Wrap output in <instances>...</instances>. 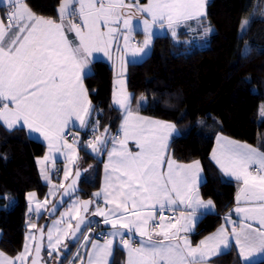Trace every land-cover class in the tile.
Here are the masks:
<instances>
[{
	"label": "snow or ice",
	"instance_id": "snow-or-ice-1",
	"mask_svg": "<svg viewBox=\"0 0 264 264\" xmlns=\"http://www.w3.org/2000/svg\"><path fill=\"white\" fill-rule=\"evenodd\" d=\"M73 3L79 5L78 9L69 8ZM7 5L6 16L0 17V120L8 127L22 122L29 129L42 133L50 147H54L57 143H63V131L70 119L75 117L82 126L85 124L81 113L87 114L89 102L81 81L82 64L93 50H107L115 31L110 25L123 23L125 29L128 28L129 21L122 19L126 5L124 0H64L59 10V22L36 16L28 9L25 0H7ZM136 7L147 14L152 23L159 22L161 26L166 23L172 27L191 19L198 4L197 0H148L147 5L139 6L137 3ZM66 15H79L81 23L65 24ZM5 19L7 25L4 24ZM144 26L147 31L148 19L144 20ZM66 32H74L75 41H69ZM148 43L146 39L144 48ZM144 48L137 51L143 52ZM116 103L125 109L123 139L110 138L113 144L112 150L108 152L111 171L106 164V185L101 192L93 194L105 207H113L106 213L97 203L91 215L104 217L102 222L112 228L120 224L128 232L135 230L147 239H141L140 246L134 248L124 239L125 233L117 229L109 233L104 244L91 243L93 252L88 255V264H109L111 246L117 236L128 249L127 264H203L210 246L228 247L230 238L227 229H220L193 247L186 236L179 235L181 231H186L184 225L177 227L178 221H166L163 215L166 209L171 211L173 206L179 205L195 211L186 193L193 186L195 177L192 172L199 167V162L177 165L173 161H166L164 142L173 126L133 117L126 98L118 99ZM129 139L135 141V152L127 147ZM98 144L104 147L106 142L97 138L95 142L89 141L87 146L99 153ZM117 144L119 147H116ZM67 147L75 152L72 145ZM213 159L226 173L242 180L246 204L250 201L259 202L257 206L237 207L235 210L237 214H243L240 230L237 231L236 226L231 229L241 255L256 250L264 252V153L246 145L229 143L223 149L222 157L217 158L213 154ZM253 165H256L255 169L249 171ZM79 174L77 172V176ZM67 176L68 172L65 171V179ZM109 180L110 183L107 182ZM72 183L75 185V180ZM34 195L30 193L29 197ZM65 195L70 193L66 191ZM237 200H240L239 196ZM91 203L84 201L70 206L77 217L74 229L69 223L63 235L57 230L55 238L53 230L56 224L63 221H57L49 229L47 240L51 249L55 250L69 230L73 239H76V233L83 235L81 225L88 228L91 221L85 223L87 218L80 217L79 210L82 208L87 213ZM196 207L209 208L212 202L200 201ZM129 214L133 217L131 221H127ZM68 216L71 220V211ZM246 220L258 221L259 226L244 223ZM149 222H152L153 231L158 229L157 235L163 239L152 238L148 231ZM40 235L43 239L42 230ZM84 239L87 245L89 238L85 236ZM35 251L38 257L40 248L37 247ZM29 255L26 244L24 251L15 258H7L0 253V264H27ZM31 264H37V261L33 259Z\"/></svg>",
	"mask_w": 264,
	"mask_h": 264
},
{
	"label": "trees",
	"instance_id": "trees-1",
	"mask_svg": "<svg viewBox=\"0 0 264 264\" xmlns=\"http://www.w3.org/2000/svg\"><path fill=\"white\" fill-rule=\"evenodd\" d=\"M25 1L37 14L55 18L63 0ZM263 5L264 0H209L206 18L214 32L208 45L159 36L145 60L128 66V90L135 98L142 95L148 100L140 111L175 122L181 129L170 145L173 157L180 162L202 163L205 180L201 194L213 200L217 211L198 222L191 234L194 242L213 232L236 202L237 183L226 179L209 158L215 135L222 133L251 143L264 152L260 113L264 104ZM244 18H249V23L240 34ZM92 69L85 77L93 106L91 123L99 124V134L107 125L115 134L121 111L112 104V69L103 61L94 62ZM85 150L77 164L90 167L80 182L85 189L82 198L92 197L100 173V162ZM45 151V145L31 139L24 129L9 130L0 123V231L1 244L10 253L21 249L27 192L35 190L43 196L46 191L37 166V158ZM45 218L43 215L40 225ZM78 244L69 243L61 264L69 260ZM213 262L242 264L234 249ZM112 264H124L122 250L116 252ZM253 264H264V260Z\"/></svg>",
	"mask_w": 264,
	"mask_h": 264
},
{
	"label": "crops",
	"instance_id": "crops-1",
	"mask_svg": "<svg viewBox=\"0 0 264 264\" xmlns=\"http://www.w3.org/2000/svg\"><path fill=\"white\" fill-rule=\"evenodd\" d=\"M208 1L209 0H197V3L200 2L202 3L201 9L203 8V10H201V13H198L196 11L195 15L191 19L184 20L179 24H174L172 27H169L166 23L163 26H161L159 22L152 23L150 17L147 14L137 10L136 7L137 3L139 6H145L148 4V0H144V1L124 0L126 7L123 9L122 19H127L129 21V26L127 29H125L123 23H120L119 25L116 24L110 25L115 29V31L112 34V39L108 44L107 50L106 51L93 50L91 54H89L86 57V60L83 62L82 70H81V81L83 88L86 91L87 101L89 102V104L87 105L88 112L87 114L81 113L83 120L85 121V124L83 126L80 124L79 120H77L75 117L69 120L68 124L65 126L63 131V143H57L54 147H50L49 141L44 137L42 133L29 129L28 126L23 124L22 122L17 123L12 127H8V125L3 120H0V123L9 130L17 129V128L24 129L31 139L42 142L46 147V151L44 155L37 158V166L40 174V179L41 182L45 185L46 191L43 196H39V193L35 190H31L26 194L27 204H26L25 222L22 231L21 249L19 251L15 253H10L4 249L3 245L1 244L2 232L0 231V253H2L4 257L7 258L17 257L18 254L24 251L25 245L27 244L30 251V255L27 257V264H29V261L33 253L32 250H33L35 231L40 226L41 218L43 217V215L46 214L49 206L55 201V199L59 195L64 185L69 180L72 173L75 171L77 164L81 160V152L83 151V148L86 149V147H88L87 137H92V139L94 140L99 135L98 133L100 128L99 124L97 122L91 123L93 106L89 96V91L85 83V77L91 74L93 70L92 65L94 62L103 61L109 64L113 72L112 104L114 107L119 108V110L121 111V118H120L118 131L115 134H113L112 137H117L118 140L123 139L122 124L125 119V109L121 105H118L116 101L118 99L126 98L133 117H143L146 120L161 121L164 122L165 124H170L173 126L172 129L167 132V138L164 142L166 161L167 160L173 161L177 165H192L197 161L199 162V167L194 169L192 172V175L195 177L193 186H191V190L188 193H186V195L193 202L192 208H195V211H192L191 208H186L184 205L173 206L171 210L174 211L176 214V218L172 222L178 221L179 223L177 224V227H179L180 225H184L186 229V231H181L179 235L181 237L186 236L187 239L191 242V245L193 247H196L200 244V241L205 240L209 236H213L220 229L222 228L227 229L230 238L228 247L224 248L223 245L210 246L209 249L207 250V255L205 256L203 264H216L213 262V259L223 253L228 252L231 249H234L236 251L242 264H253L258 261L264 260V252H261L259 250L250 253L246 252L244 253V255H241L240 247L239 245L236 244L234 237H232L231 235V229L233 226L237 227V231L240 230L239 225L241 224L243 217L242 213L237 214V212L235 211L236 208L257 206L259 202L250 201L248 204H246L244 200L245 193L242 191V189L244 188L242 180H237L234 175L226 173L216 162V159H213V154H215L217 158H221L223 149H225L229 143L238 144L242 146L246 145L249 146L250 148L256 149L258 152H262V153L264 152L258 146L253 145L251 143L237 140L222 133H217L215 135L214 145L211 149L209 158L213 163V165L222 173V175L226 179L237 183L238 190L235 198L236 202L233 211L223 216L222 223L213 232L207 234L198 242H194L191 234L195 232L198 222L202 219L203 216L207 214H214L217 211L213 200L210 198H204L201 194V185L205 180V173L203 170L202 163L200 160H194L191 162H180L173 157L170 150V145L173 138L181 132V129L177 126L175 122L149 116L141 112L140 109L143 108L148 102L147 98L146 97L142 98L141 95L136 96L135 98L133 92L129 91L126 85L128 66L132 63H140L146 59V57L150 54L152 50L153 43L156 37L171 36L173 39L178 41L184 39L185 40L192 39L194 43L202 47L203 45L206 46L209 44V40L214 32V29L209 25L206 18ZM105 2H107V0H105ZM63 4H64V0L62 1L61 5L58 8V16L53 18V17H46L37 14L26 3L28 9H30L31 12L34 13L36 16L43 17L46 19H52L57 22L60 21L59 10L61 9V6ZM7 7H8L7 0H2V2H0V17L6 16ZM74 7H77L78 9L79 5L75 3L69 5L70 9H74ZM145 19L149 20V27L147 31H145V26H144ZM77 21L78 23H81V17L79 15H75V16L66 15L65 24L77 23ZM4 24L5 25L8 24L6 19L4 20ZM103 30L107 31V28H104ZM173 31L175 32V35H173ZM66 36L69 39V41H75L76 39L74 32H66ZM125 37L127 38V41H125ZM146 39L149 41V43L148 46L144 48V41ZM139 48H144L143 52H138L137 49ZM140 100H141V104L139 102ZM68 134L70 135L71 139L65 140L64 137ZM67 145H72V147L75 149V152H71L67 147ZM112 147L113 144L112 142H110L109 148L104 157V161L100 162V165L98 166L100 172L99 186L93 192V194L97 192H101L106 185L105 165L108 164L109 171H111V162L109 161L108 152L112 150ZM116 147H119V145L117 144ZM127 147L129 148V150L133 152L137 150L135 141L133 139H129L127 141ZM66 153L68 154L67 157L65 156ZM46 157L47 159H45ZM255 167L256 165H253L252 167L249 168V171H253ZM164 170L166 171V167ZM65 171L68 172L67 179H65ZM45 177H48V179H45ZM107 182L110 183V180ZM61 185H63V187H60ZM30 193H34L35 195L30 198L29 197ZM93 194H92L93 205L95 206L97 203L100 202L96 200ZM238 196L240 197L239 201L237 200ZM46 198H47V203H45ZM200 201H203L204 203L211 201L212 207L209 208L196 207V203ZM100 207L104 209V211L107 213L108 209L113 206L108 205L107 207H105L103 203H100ZM30 209H32V211H30ZM165 211L168 210L166 209ZM103 219L104 217L94 216L90 221L100 222V232H102L105 235L104 239L99 240L95 238L93 235L90 238L91 236L90 235L88 237L90 238L88 246H86L84 242L79 249L76 248L72 256L65 264H88V255L89 253L93 252V249L91 248V243L95 242L98 245L104 244L106 240L109 238V233L114 232L117 229L125 233L124 239L129 242L131 247L134 248L139 247L140 240L147 239V237H141L139 233L136 232L135 230H133L132 232H128L126 229L121 227L120 224H117L116 228H112L110 225L104 224L102 222ZM132 219L133 217L131 216V214H129L127 216V221H131ZM165 220L169 221L166 217ZM243 222L250 223L252 224L253 227L259 226L258 221L255 220H246ZM33 224L35 225V227H31V225ZM148 231L152 235V238L154 240L163 239V237L157 235L159 231L158 229L153 231L152 222H149ZM30 237H32V239H30ZM170 242L175 243L176 241H165V243H170ZM180 242L182 243V240ZM118 250H122L124 252V264H127L128 249L125 248L120 243L119 236L113 239V243L111 246L112 255L108 258L109 264H112L115 258V254ZM57 264H61V259Z\"/></svg>",
	"mask_w": 264,
	"mask_h": 264
},
{
	"label": "water",
	"instance_id": "water-1",
	"mask_svg": "<svg viewBox=\"0 0 264 264\" xmlns=\"http://www.w3.org/2000/svg\"><path fill=\"white\" fill-rule=\"evenodd\" d=\"M107 130V131H106ZM113 133L112 130L110 129V126L107 125L103 131L93 140V142L96 141L97 138H99L100 140H103L106 142V145L104 147H101L99 144L97 145V147H100V152H94L90 147H87L85 152L91 156L92 158H94L95 160H97L98 162H103L104 161V157L107 153V150L109 148L110 142H111V137H112ZM90 170V167H76L75 173L74 175L71 177V179L64 185V187L62 188V190L60 191L59 195L57 196V198L55 199V201L49 206L45 216V220L43 221V223L39 226V228L37 229V235H36V241H35V245H34V250L31 256V259L29 261V264H31L32 260L35 259L37 261V264H45L44 262V248H45V236H46V228L50 222V220L52 218H55L61 211V209L67 204V202L76 194H82L85 193V189H83L80 186V182L81 179L84 177V175ZM77 172H79V176H77ZM75 180V185H73V181ZM73 188L75 189V191H73ZM69 192L70 195H65V192ZM84 201H91L92 203L90 204L87 213L83 211V209L81 208V212H80V217H86V221L85 223H87L88 221L91 220V209L93 207V198L92 197H86V198H82V203ZM77 220V219H76ZM76 227V221L74 222L73 225V229ZM85 229L84 225H81V231L83 232ZM43 231V239H41V235H40V231ZM81 233H76V239L72 238V232L70 231L69 237H68V242L71 244H77L79 242V240L81 239ZM39 247L40 248V252H39V256L37 257L36 255V251L35 249ZM67 251H60L59 255L57 256L59 259L63 258L65 256Z\"/></svg>",
	"mask_w": 264,
	"mask_h": 264
},
{
	"label": "rangeland",
	"instance_id": "rangeland-1",
	"mask_svg": "<svg viewBox=\"0 0 264 264\" xmlns=\"http://www.w3.org/2000/svg\"><path fill=\"white\" fill-rule=\"evenodd\" d=\"M198 4V8H197V12L201 13V10H203V8L201 9V5L202 3H197ZM203 7V6H202ZM244 22H247V24H244ZM249 23V18H244L241 22L240 25V29H239V33L242 34L246 27L248 26ZM243 25V27H242ZM204 46V45H203ZM142 98H145L144 96L141 95ZM141 104V100L139 101ZM260 113H261V117L264 119V104L260 105ZM203 119H200L198 121V125H201V121ZM76 170V169H75ZM75 171L72 173L71 177L74 175ZM71 177L69 178V180L71 179ZM68 180V181H69ZM67 181V182H68ZM74 203H80L82 204V196L81 194H76L74 195L66 204V206L64 208L61 209L60 213L55 217L52 218L46 228V236H45V248H44V262L45 264H57L59 263L60 259L57 257L59 255L60 251H67L69 249V242H68V237L70 234V231H68L67 235L64 236V238L62 239L61 243L55 246V250L51 249L48 246V240H47V235H48V231L50 228H52V226L54 224H56L57 221H63V223L60 224H56V229L53 230V238H55L56 234H57V230L60 231V233L63 235V230L68 228V224L71 223L72 227L74 225V222L76 221L77 217L75 214V211L71 209V205ZM95 210V206L93 205L90 214ZM72 212V219H69L68 213ZM81 212V209L79 210V214ZM94 216H91V219ZM36 235H37V230L35 231V237H34V242H33V250H34V245H35V241H36ZM93 235V234H92ZM92 235L90 236V238L92 237ZM89 238V239H90ZM89 244V243H88ZM88 244L86 246H88ZM32 250V251H33Z\"/></svg>",
	"mask_w": 264,
	"mask_h": 264
},
{
	"label": "built area",
	"instance_id": "built-area-1",
	"mask_svg": "<svg viewBox=\"0 0 264 264\" xmlns=\"http://www.w3.org/2000/svg\"><path fill=\"white\" fill-rule=\"evenodd\" d=\"M74 9H77V7H74ZM7 22H8V21H7ZM77 23H78V21H77ZM64 139H65V140H70L71 137H70V135L68 134V135H66V136L64 137ZM87 141H88V142H89V141H93L92 137H87ZM163 215H164L168 220H170V221H173V220L176 218V214H175L174 211H165V212L163 213ZM92 234H93V236H94L95 238H97V239H99V240L104 239L105 235H104L102 232H100V222H99V223H97V222H92L88 228H85V229H84V231H83V235L81 236V239L79 240V244H78V247H77V248L79 249V248L82 246V244L85 242V239H84L85 236L89 237V236L92 235Z\"/></svg>",
	"mask_w": 264,
	"mask_h": 264
}]
</instances>
